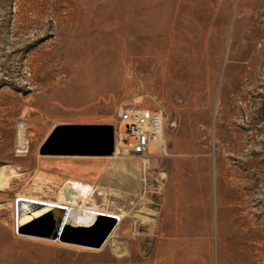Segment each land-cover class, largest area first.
Masks as SVG:
<instances>
[{
  "label": "rangeland",
  "instance_id": "rangeland-1",
  "mask_svg": "<svg viewBox=\"0 0 264 264\" xmlns=\"http://www.w3.org/2000/svg\"><path fill=\"white\" fill-rule=\"evenodd\" d=\"M140 6L151 59L137 50L133 0H0V170L23 181L39 160L72 162L107 170L98 186L117 188L113 154L83 148L95 130L75 128L117 127L125 109L160 112L166 141V155L148 157L147 211L126 190H92L87 207L131 214L96 216L117 228L100 248L13 232L27 181L0 186V264H264V0Z\"/></svg>",
  "mask_w": 264,
  "mask_h": 264
},
{
  "label": "bare ground",
  "instance_id": "bare-ground-1",
  "mask_svg": "<svg viewBox=\"0 0 264 264\" xmlns=\"http://www.w3.org/2000/svg\"><path fill=\"white\" fill-rule=\"evenodd\" d=\"M134 4V35L137 40V50L145 51L152 53V43L149 40V35L144 31V27L140 21L141 6L140 0H133ZM147 29V28H146ZM136 43V42H135ZM154 53V52H153ZM148 57L150 58L149 54ZM152 58V57H151ZM150 58V59H151ZM147 63V62H146ZM139 111V110H136ZM21 135V134H20ZM20 143V139L18 140ZM18 142V143H19ZM24 144V140H23ZM22 144V145H23ZM121 143L116 138L114 153L112 160L114 163L118 162L114 166V171L110 178L117 177V179H122L123 183L119 184V187L113 188L112 186H107V188L99 187L98 182L105 175L104 169H94L89 167L78 166L72 162H48L39 160L38 166L39 170L33 177L30 179H24L25 187L23 190L17 193L16 196L12 199V222H13V232L15 231V221L17 216V231L16 233L23 234L22 231L35 225L40 222L46 221L48 218L40 216H32L26 214L23 210V207H34V206H43L51 207L61 210V214L57 217L64 222L67 226H78V227H89L94 220H96V215L99 211L87 207V199L91 196L92 190L98 188L101 192L106 190L109 195H115L119 197L121 194L120 189L126 190L127 195H132L133 197H138V202L141 205L142 209L151 208L152 204L150 203L149 196L142 190L146 188L148 181V170H149V160L148 157L156 156L153 152L157 148L158 155H166V141L164 140V135L158 138V140L150 145V154L148 153L145 157H139L134 155H128L125 152H121L120 149ZM26 147V146H25ZM164 157V156H163ZM63 158V157H62ZM141 162H138V160ZM110 162V161H109ZM112 163V164H114ZM56 170V174H49V171ZM21 175V174H20ZM19 174L13 170H10L8 173L4 172L1 168L0 170V186H8L9 183L13 184L16 182H23L21 179H18ZM126 176L131 178L129 184L125 181ZM181 176V175H180ZM11 179V182L7 180ZM23 179V178H22ZM166 182L165 174L161 173L159 175L160 185ZM176 183V182H175ZM216 184V183H215ZM106 187V186H105ZM215 187V186H214ZM125 188V189H124ZM169 188H174V186H169ZM8 189V188H7ZM125 192V191H124ZM178 194L177 188L175 194ZM174 206L173 203H168L165 210L168 213L178 211L179 205L177 204V198L174 197ZM17 200V202H16ZM137 202V203H138ZM40 204V205H39ZM67 206V207H66ZM173 207L170 209V207ZM16 207V215H15ZM60 207V208H59ZM169 207V209H168ZM109 213V212H108ZM176 213V212H175ZM102 214V213H101ZM173 214V213H172ZM114 216L118 221V225L121 224L126 217L131 214H128L125 211H120ZM46 217V215H43ZM111 216V215H109ZM55 217L54 219H56ZM98 217V216H97ZM172 217V222L170 223L176 233L179 232V223H178V214H174ZM136 218V217H134ZM60 220V221H61ZM147 222L146 220H142ZM138 225L135 224V228ZM117 228L115 227L108 239H111L116 234ZM137 233V232H134ZM25 235V234H23ZM106 241V242H107ZM105 242V243H106ZM104 243V244H105ZM103 247V246H102ZM165 263V262H164ZM167 264V262H166Z\"/></svg>",
  "mask_w": 264,
  "mask_h": 264
},
{
  "label": "water",
  "instance_id": "water-1",
  "mask_svg": "<svg viewBox=\"0 0 264 264\" xmlns=\"http://www.w3.org/2000/svg\"><path fill=\"white\" fill-rule=\"evenodd\" d=\"M75 129H91L95 130V136L97 137V143L83 146V148H94L101 152L103 155L111 156L114 153V127L103 126H77ZM57 134H52L47 145H52L56 139ZM80 147H73L70 150H79ZM40 205V204H39ZM98 219H114L104 216H98ZM60 219H47L46 221L35 224L22 231L23 234L41 238L46 240H59L62 242H70L77 245L88 246L93 248H100L110 233L115 227V223L101 227V225H95V221L89 227H73L67 226ZM17 229V216L15 221V231Z\"/></svg>",
  "mask_w": 264,
  "mask_h": 264
},
{
  "label": "built area",
  "instance_id": "built-area-1",
  "mask_svg": "<svg viewBox=\"0 0 264 264\" xmlns=\"http://www.w3.org/2000/svg\"><path fill=\"white\" fill-rule=\"evenodd\" d=\"M118 118L119 125L114 127V148L117 138L121 143L122 153L147 156L150 145L163 133V115L150 110L125 109L119 113Z\"/></svg>",
  "mask_w": 264,
  "mask_h": 264
},
{
  "label": "crops",
  "instance_id": "crops-1",
  "mask_svg": "<svg viewBox=\"0 0 264 264\" xmlns=\"http://www.w3.org/2000/svg\"><path fill=\"white\" fill-rule=\"evenodd\" d=\"M184 170H185V169H184ZM184 170H183V171H184ZM214 176L216 177V172L214 173ZM160 226H161V225H160ZM181 232H182V235H183V231H182V229H181Z\"/></svg>",
  "mask_w": 264,
  "mask_h": 264
}]
</instances>
